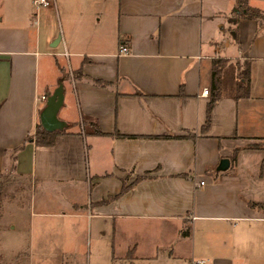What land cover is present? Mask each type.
I'll return each instance as SVG.
<instances>
[{"label": "crops", "instance_id": "0c3cea01", "mask_svg": "<svg viewBox=\"0 0 264 264\" xmlns=\"http://www.w3.org/2000/svg\"><path fill=\"white\" fill-rule=\"evenodd\" d=\"M31 3L0 0V171L9 163L38 191L64 188L69 195L58 200L78 212L55 214L86 215L102 234L115 226L169 232L147 258L264 264V147L250 146L264 138V28L256 33L255 19L235 18L234 0ZM247 3L264 11V0ZM44 55L76 66L75 108L100 133L64 119L52 144L28 138L49 93L48 82L38 84ZM213 58L237 70L246 61L248 91L236 95L237 70L226 90L222 68L203 126ZM222 157L228 163L218 169ZM135 176L143 177L116 194ZM139 247L135 240L124 250L129 264Z\"/></svg>", "mask_w": 264, "mask_h": 264}, {"label": "rangeland", "instance_id": "374dc122", "mask_svg": "<svg viewBox=\"0 0 264 264\" xmlns=\"http://www.w3.org/2000/svg\"><path fill=\"white\" fill-rule=\"evenodd\" d=\"M31 5L35 10L44 7L33 3ZM60 34L57 29L53 39ZM51 40L46 44L49 45ZM60 46L61 42L59 47L54 46L53 49H59ZM236 67L233 62L221 67L226 90H230L234 82ZM37 74L40 86L49 83L45 89L49 93L61 83L64 102L56 113L57 117L76 126L81 125L85 133H89L86 118L83 116V120L80 119L74 103L72 78L75 79L77 75L76 66L71 65L65 56L44 55L39 57ZM259 143L264 144V139ZM62 190L58 188L54 194L38 191L37 185L30 179L15 174L9 163L0 171V264H129L124 250L135 240L140 242V247L136 249L138 256L132 257V260L135 259L133 264H188L184 254L155 259L145 256L154 252L155 246L158 247L161 239L169 232L159 236L143 230L127 233L115 226L112 232L102 234L86 215L55 214L62 210L78 212L74 208L66 209L67 203L58 200L59 196L69 195ZM32 195L35 196L33 202ZM186 231L184 224L178 235L184 237ZM184 251L182 246L178 252Z\"/></svg>", "mask_w": 264, "mask_h": 264}, {"label": "trees", "instance_id": "16d2710c", "mask_svg": "<svg viewBox=\"0 0 264 264\" xmlns=\"http://www.w3.org/2000/svg\"><path fill=\"white\" fill-rule=\"evenodd\" d=\"M232 15L236 17H248L255 19L257 26H256V33L264 28V11L257 8L250 6L247 3V0H234V10L232 11ZM222 58H213L211 59V70H210V98L206 105V114H205V121L203 126H207L209 122V112L213 101L218 97L219 90H220V80H221V67H222ZM242 64V65H241ZM239 64V68L237 70V81H236V91L238 95H247L248 91V81H249V66L247 62H242ZM95 83L106 84L105 81L101 80H94ZM89 128L90 132L93 133H100V131L96 128L95 122L92 120H88L85 123ZM61 129H53V130H46L44 129L39 120L35 122L33 132L28 136L29 139H32L35 144L39 145H50L54 141V137L57 133H59ZM264 139V138H263ZM250 146L252 147H264V144L259 142L251 143ZM143 176H135L129 183H124L122 181L121 187L119 191L116 193L124 192L132 182L142 178ZM116 194L112 195L115 196ZM1 205V203H0ZM252 205V204H250ZM1 215V212H0Z\"/></svg>", "mask_w": 264, "mask_h": 264}, {"label": "water", "instance_id": "95a60500", "mask_svg": "<svg viewBox=\"0 0 264 264\" xmlns=\"http://www.w3.org/2000/svg\"><path fill=\"white\" fill-rule=\"evenodd\" d=\"M58 40L55 38L52 44ZM63 93L61 83H58L52 92L45 97L44 104L38 112V120L41 126L46 130L61 129L65 126V121L57 117V110L62 103ZM228 159L222 157L219 159L217 168L224 169L227 166Z\"/></svg>", "mask_w": 264, "mask_h": 264}, {"label": "built area", "instance_id": "2783aa9c", "mask_svg": "<svg viewBox=\"0 0 264 264\" xmlns=\"http://www.w3.org/2000/svg\"><path fill=\"white\" fill-rule=\"evenodd\" d=\"M31 2L35 5H49L51 3V0H31ZM118 51L121 52V53H127L128 52V48L126 46V44L124 42H121L119 45H118ZM203 93H207V89L206 88H203L202 90ZM40 98L42 99H45V96L44 95H41ZM203 181L202 180H199L198 181V184H202ZM203 260L200 259V260H196L197 263H200L202 262Z\"/></svg>", "mask_w": 264, "mask_h": 264}]
</instances>
